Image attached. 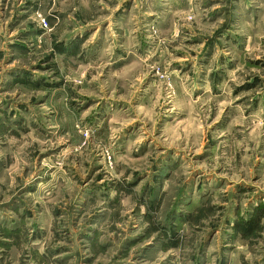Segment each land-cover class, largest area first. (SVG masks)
<instances>
[{
	"label": "clouds",
	"instance_id": "9594fccd",
	"mask_svg": "<svg viewBox=\"0 0 264 264\" xmlns=\"http://www.w3.org/2000/svg\"><path fill=\"white\" fill-rule=\"evenodd\" d=\"M10 7L0 264L264 262V231L238 228L264 225V88L240 91L264 80V0H32L15 31ZM25 72L48 90L13 87Z\"/></svg>",
	"mask_w": 264,
	"mask_h": 264
},
{
	"label": "rangeland",
	"instance_id": "374dc122",
	"mask_svg": "<svg viewBox=\"0 0 264 264\" xmlns=\"http://www.w3.org/2000/svg\"><path fill=\"white\" fill-rule=\"evenodd\" d=\"M14 3L16 4V7L15 8L10 7L9 13H8V15L10 17V19L8 21V28L10 31H15L19 27L20 21L27 18L26 14H25V10L31 5L32 0H24L23 4H20L18 2V0H14ZM28 28H29V32L27 34L21 32L22 36L29 35V36L35 37L36 35L41 34V32L39 30H36L35 24L30 23L28 25ZM53 40L55 41V37L53 38ZM209 43H211V41H209ZM15 47L21 49L25 56L27 55L28 49H27L26 45L17 43L15 45ZM53 47L57 48L59 46L56 45L54 42ZM206 50H207V47L205 48V51ZM3 56H4V53L0 52V59H2ZM48 61H49V55H44L38 60L37 64L34 65V67L39 69V71H41V72H47L54 67V65L48 63ZM7 62L8 61H5V63H7ZM249 67H258V68L264 69V63L258 62L256 64H252L251 62H249ZM213 75H215V73ZM29 76H30V73L25 72L23 78L17 77L13 82V87L20 85L21 87L26 88V89H36V90L43 89L45 91L48 90V85L46 83L37 84L35 81L29 79ZM40 79L42 81H46L48 79V77L42 76V77H40ZM251 79H252V83L246 85L245 88L241 89L240 91H247L249 89H254L257 87L264 88V80H260L259 77H255V76L252 77ZM4 103H5V108L3 110H0V116L10 118L11 116L17 115L16 110L14 108H12L11 104L8 101H5ZM20 107L23 108L24 105H21ZM8 109H11V111H9ZM86 167H88V166L86 165ZM176 167H179V165L174 164V168H176ZM251 167H252V173H253L252 180H253V182H255L257 179L256 173L258 170H264V164H261L260 160L256 159V160H253ZM97 173H100L99 169L97 170ZM135 175L139 176L140 174L136 173ZM102 179H103L102 173H100V174L94 173L90 177V181H92V182H99ZM203 188H204V184H203V182H201L200 190L202 191ZM246 192L255 193V189L251 188V187L245 189L244 191H242L240 193L241 198H243L245 196ZM154 198H155V190L153 188H149V203H150V206L153 208L155 207V204L152 203ZM161 204H163V199L161 200ZM257 211L260 213L261 218H264V209H257ZM238 228L242 229L243 233L245 234V238L254 236L258 231H264V225H261L259 223V221L255 220V219L251 223H245L242 226H238ZM261 264H264V262H261Z\"/></svg>",
	"mask_w": 264,
	"mask_h": 264
}]
</instances>
